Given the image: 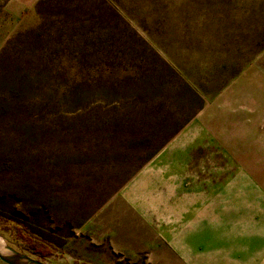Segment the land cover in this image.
Segmentation results:
<instances>
[{
  "label": "rangeland",
  "instance_id": "obj_1",
  "mask_svg": "<svg viewBox=\"0 0 264 264\" xmlns=\"http://www.w3.org/2000/svg\"><path fill=\"white\" fill-rule=\"evenodd\" d=\"M15 227L58 264L264 247V0H0Z\"/></svg>",
  "mask_w": 264,
  "mask_h": 264
},
{
  "label": "crops",
  "instance_id": "obj_2",
  "mask_svg": "<svg viewBox=\"0 0 264 264\" xmlns=\"http://www.w3.org/2000/svg\"><path fill=\"white\" fill-rule=\"evenodd\" d=\"M206 247V244H205ZM202 248L198 253H190L191 264H264V247L258 248ZM193 262V263H192Z\"/></svg>",
  "mask_w": 264,
  "mask_h": 264
},
{
  "label": "water",
  "instance_id": "obj_3",
  "mask_svg": "<svg viewBox=\"0 0 264 264\" xmlns=\"http://www.w3.org/2000/svg\"><path fill=\"white\" fill-rule=\"evenodd\" d=\"M0 260L5 264H58L48 263L25 253L0 236Z\"/></svg>",
  "mask_w": 264,
  "mask_h": 264
},
{
  "label": "trees",
  "instance_id": "obj_4",
  "mask_svg": "<svg viewBox=\"0 0 264 264\" xmlns=\"http://www.w3.org/2000/svg\"><path fill=\"white\" fill-rule=\"evenodd\" d=\"M195 99H197V98H195ZM198 103H200V102H198ZM197 107H198V105H197ZM9 243H11V244L13 243L12 245H14V243H15L19 247L22 246L25 249H27L29 252H32V253L38 252L39 251L38 248L40 249L42 247L41 244H39V245L36 244L37 245V248H36L34 241L26 233H24L20 228H16V227L11 228L10 242Z\"/></svg>",
  "mask_w": 264,
  "mask_h": 264
}]
</instances>
